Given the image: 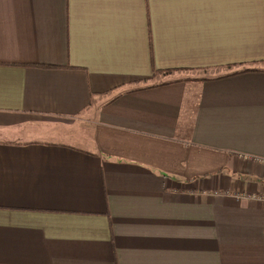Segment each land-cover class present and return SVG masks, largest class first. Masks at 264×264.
<instances>
[{
	"label": "crops",
	"instance_id": "crops-1",
	"mask_svg": "<svg viewBox=\"0 0 264 264\" xmlns=\"http://www.w3.org/2000/svg\"><path fill=\"white\" fill-rule=\"evenodd\" d=\"M0 264H264V0H0Z\"/></svg>",
	"mask_w": 264,
	"mask_h": 264
},
{
	"label": "built area",
	"instance_id": "built-area-1",
	"mask_svg": "<svg viewBox=\"0 0 264 264\" xmlns=\"http://www.w3.org/2000/svg\"><path fill=\"white\" fill-rule=\"evenodd\" d=\"M258 161H260V162H261L262 160H258Z\"/></svg>",
	"mask_w": 264,
	"mask_h": 264
}]
</instances>
